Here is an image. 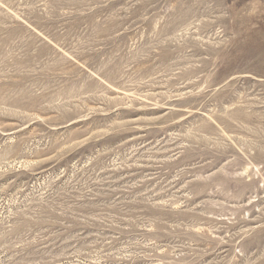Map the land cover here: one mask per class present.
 <instances>
[{"label": "rangeland", "instance_id": "1", "mask_svg": "<svg viewBox=\"0 0 264 264\" xmlns=\"http://www.w3.org/2000/svg\"><path fill=\"white\" fill-rule=\"evenodd\" d=\"M0 264H264V0H0Z\"/></svg>", "mask_w": 264, "mask_h": 264}]
</instances>
